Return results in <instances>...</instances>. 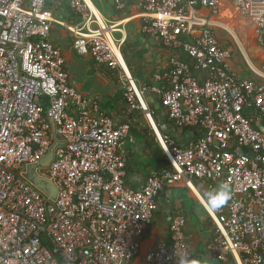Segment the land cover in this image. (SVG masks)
<instances>
[{
  "label": "built area",
  "instance_id": "built-area-1",
  "mask_svg": "<svg viewBox=\"0 0 264 264\" xmlns=\"http://www.w3.org/2000/svg\"><path fill=\"white\" fill-rule=\"evenodd\" d=\"M224 1L253 23L264 58V0H139L142 33L187 60L171 59L158 88L139 85L124 57V31L94 0H71L73 23L57 20L48 0H0V264H60L46 243L68 264H136L159 193L176 183L196 194L213 222L208 249L217 263L264 264V82L228 66L233 53L217 31L247 56L216 20ZM256 4L263 9L253 17ZM56 24L71 34L78 57L117 73L129 110L151 122L152 95L175 126L200 133L179 146L154 127L168 167L142 188L126 183L129 127L70 84L51 39ZM54 147V161L42 167ZM31 165L57 186L56 200L27 180ZM186 226L175 213L168 239L141 264H191Z\"/></svg>",
  "mask_w": 264,
  "mask_h": 264
},
{
  "label": "crops",
  "instance_id": "crops-1",
  "mask_svg": "<svg viewBox=\"0 0 264 264\" xmlns=\"http://www.w3.org/2000/svg\"><path fill=\"white\" fill-rule=\"evenodd\" d=\"M94 1L100 11L124 31V57L139 85L165 88L163 75L168 70L171 59L177 56L182 61L187 60L182 54L164 48L161 43L142 33L143 20L139 0H123L126 5L123 11L116 9L113 0ZM70 2L71 0H48V7L57 20L73 23L75 16ZM262 9V4H256L252 16L258 17ZM201 15L211 18L207 10H202ZM244 19L249 22V19L242 17L227 1L222 3L216 18L238 39L246 53V59L225 32L217 31L216 35L221 46L233 53L228 66L234 75L264 82L254 72L256 70L264 74L261 48L252 41H248L245 47L242 43L241 32L246 24ZM51 39L63 51L70 84L90 100L97 101L103 112L111 116L117 125L129 127L124 148L128 157L126 183L130 188H142L149 175L162 172L168 167L155 130L179 146H186L199 138L200 134L195 129L177 127L170 122L157 97L146 96L151 122L143 112L129 110L117 73L108 67L96 65L91 58L78 57L73 49L72 36L65 27L54 25ZM195 74L201 79L200 73ZM157 202L158 212L142 239L140 255L135 263L141 264L148 252L168 239L171 217L177 212H183L187 218L186 235L191 249V264H219L208 249L214 235V225L196 194L185 188L184 184L176 183L165 186L159 193Z\"/></svg>",
  "mask_w": 264,
  "mask_h": 264
},
{
  "label": "water",
  "instance_id": "water-1",
  "mask_svg": "<svg viewBox=\"0 0 264 264\" xmlns=\"http://www.w3.org/2000/svg\"><path fill=\"white\" fill-rule=\"evenodd\" d=\"M54 149L55 147L52 149L51 153L42 160L40 164L42 167L47 168L51 166L55 158ZM26 177L31 184L35 185L38 189H41V191L48 195L52 200H56L58 195L57 186L53 181L39 176L37 173V166H29Z\"/></svg>",
  "mask_w": 264,
  "mask_h": 264
},
{
  "label": "rangeland",
  "instance_id": "rangeland-1",
  "mask_svg": "<svg viewBox=\"0 0 264 264\" xmlns=\"http://www.w3.org/2000/svg\"><path fill=\"white\" fill-rule=\"evenodd\" d=\"M245 21V19H244ZM221 25H223L221 22H218ZM245 26L243 27V30L241 32L242 34V43L243 46L245 47L248 44V41H252L253 43H256V37H255V33H253V23L249 20V22L245 21ZM257 44V43H256Z\"/></svg>",
  "mask_w": 264,
  "mask_h": 264
},
{
  "label": "trees",
  "instance_id": "trees-1",
  "mask_svg": "<svg viewBox=\"0 0 264 264\" xmlns=\"http://www.w3.org/2000/svg\"><path fill=\"white\" fill-rule=\"evenodd\" d=\"M196 132L197 129H195ZM200 134V133H199ZM48 247V249L50 250V252L53 254V256L58 260V262H60V264H68L65 259L62 257V255L60 253H58L55 249V247L51 244V243H46V245Z\"/></svg>",
  "mask_w": 264,
  "mask_h": 264
}]
</instances>
